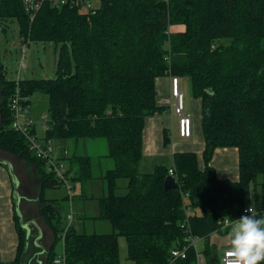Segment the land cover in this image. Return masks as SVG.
<instances>
[{
    "label": "trees",
    "instance_id": "16d2710c",
    "mask_svg": "<svg viewBox=\"0 0 264 264\" xmlns=\"http://www.w3.org/2000/svg\"><path fill=\"white\" fill-rule=\"evenodd\" d=\"M9 21L24 41L59 44L53 78L19 80L22 96L48 97L49 126L40 139L104 138L113 162L102 175L106 194L98 198L97 216L112 231L71 226L64 238L66 264H120L119 236L134 264H194L192 250L186 258L170 253L183 244L186 220L203 239L207 263L218 264L209 237L227 233L220 220L242 216L251 194L253 207L264 209V0H100L93 8L80 0L59 7L45 0L32 20L21 0H0V38ZM1 57L0 46V152L35 169L40 215L52 234L42 264H53L65 213L61 200L46 199L44 191L63 181L10 126L15 80L5 78ZM169 74L188 78L191 96L201 104L203 149L174 152L172 166L144 173L146 120L165 110L157 79ZM162 138L168 145L165 128ZM217 148L237 150V180L219 177L211 165ZM69 159L73 174L67 169V178L82 184L93 178L91 157ZM170 168L179 182L166 190ZM120 179L126 180L125 194H116ZM184 205L191 209L187 217ZM14 223L9 264H24L27 236L16 212Z\"/></svg>",
    "mask_w": 264,
    "mask_h": 264
},
{
    "label": "rangeland",
    "instance_id": "374dc122",
    "mask_svg": "<svg viewBox=\"0 0 264 264\" xmlns=\"http://www.w3.org/2000/svg\"><path fill=\"white\" fill-rule=\"evenodd\" d=\"M100 0H90L89 7H97L99 6ZM18 26L16 22L9 21L7 23L6 31L1 35L0 38V46H1V52L2 57L1 60L3 62V65L6 69L5 71V78L8 80H15L19 76L21 80L23 79H48L53 78L55 76L56 72V59L58 55V49L59 44H55L51 41L46 42H34V41H28L26 43H23L18 35ZM27 44L25 47V51L22 50L23 45ZM24 60L25 67H22L19 69V64L21 60ZM170 75H168V78ZM166 78L159 77L157 79V90H158V96L162 100L168 98L167 91L164 85ZM170 80V78H169ZM180 83L179 87L183 91L184 95V104H185V112L188 113L191 116L192 120V137L191 138H181L179 135V121L178 116L173 115L169 118V113L162 112L159 118H155L154 116L148 117L146 120L145 128H144V152L142 154V158L139 164V170L144 173H149L154 170V167L156 165H166L171 166L172 165V153L174 151H193L196 153H200V148L197 146L198 137L200 138V141L202 143V132H201V125H200V119L202 116V107L199 102V100L192 98L191 92H190V81L186 77H179ZM30 116L32 117V120L37 125V137L41 138L44 136V129L40 127V122L43 119L41 116L43 114H47L48 109V97L46 94H43L41 92H34L30 97ZM166 110L168 111V108L166 107ZM37 114V115H34ZM157 115V114H156ZM35 118V119H33ZM160 119V120H158ZM155 120V121H154ZM163 126L167 127L170 130L171 136L170 141L168 145L164 146L162 144V129ZM68 139H57V140H69ZM81 140L86 138H80ZM52 142L56 139H51ZM50 140V142H51ZM79 139H73L74 141ZM88 142V153L92 156V170L95 173L96 170L94 169V166H97V163H94L95 161L100 160L102 164H105V166L110 168L113 165V162L111 159L107 158L104 159L101 156L104 154H107L108 147L106 140L104 138H94L87 140ZM159 142L161 144V150L159 147ZM195 143V144H194ZM192 147V149H189ZM80 149V145H79ZM79 149L77 151V154H79ZM234 149V148H232ZM229 151V152H228ZM232 151V150H231ZM230 150H224L223 152H217L216 156L214 157L215 164H219L220 156L224 155L223 157L227 158V161L230 162V167L234 166L236 168V154ZM3 153V152H1ZM71 154V153H70ZM54 161H59L61 165L64 167L68 166L67 160L64 159V157L56 156V153L54 151ZM106 160V161H104ZM231 167V168H232ZM67 170V168H66ZM9 173V179H10V186L13 190L12 193V206L13 210L16 211L17 214L21 217V207L19 203V198L17 201V196L15 195V187H14V176L17 178V181L19 182L18 176L14 173L13 175L8 171ZM227 176H230V179L237 180L238 175L237 172L234 175H231L230 172L227 173ZM70 180V179H69ZM87 182V181H86ZM125 183V186L123 184ZM69 185L74 186L71 192V195L75 197L76 194L80 192V186H82V183L70 180ZM17 195L19 196V185L17 186ZM59 190V192H67L66 188L64 186H60L59 188L55 189ZM127 192L126 189V180L120 179L118 181V188L116 190V194H125ZM258 192V191H257ZM44 196L48 197L50 196V193L48 192V189L44 191ZM253 194L250 195V197L247 200V206L251 205L253 206ZM61 200L62 208V214L66 213L67 205L65 200ZM31 209L32 211L39 212L34 203H31ZM108 223V222H107ZM233 222H230L229 227L226 229L227 234L224 235V241L216 245V253L217 255L221 254V251L223 249L229 248L230 246V237L228 236V232L230 231L231 224ZM73 226L77 227L78 230L80 228L77 224V219L73 220ZM98 231L101 232L103 229L101 228V224H94V229L89 227H86L85 232L89 233L92 231ZM83 231V230H80ZM28 232H30V235H26L28 240H32L39 234H41V230L39 225L37 223L33 224L32 227L28 229ZM220 234H217L218 236ZM44 236V235H43ZM52 240V237H51ZM37 240H35L36 242ZM31 242V241H30ZM37 245V243H35ZM61 240L56 244L55 251L57 254L61 253ZM118 254L119 259H124L125 256L127 257V242L124 236L118 237ZM129 263L134 264L131 260H128ZM0 264H9V262L1 261Z\"/></svg>",
    "mask_w": 264,
    "mask_h": 264
},
{
    "label": "crops",
    "instance_id": "0c3cea01",
    "mask_svg": "<svg viewBox=\"0 0 264 264\" xmlns=\"http://www.w3.org/2000/svg\"><path fill=\"white\" fill-rule=\"evenodd\" d=\"M165 78L166 80L164 82V85L167 91V96L169 97L170 80L167 76ZM163 106L165 107L164 108L165 110L163 112H165V114L169 113V118L172 117L170 116L169 109L168 111L166 110L167 106L166 105H163ZM30 107H31V103L29 99V104H28V116L29 117H31ZM34 115H37V114H34ZM160 115L161 114L159 113L157 115H154V117L159 118ZM164 128L168 130V136L170 139V136H171L170 130L167 127L163 126V129ZM32 130H33V133L37 136V131H36L37 125L35 123L33 125ZM191 137H192V134L189 138ZM87 140L88 139H83V140L79 139V140L74 141V143H73V139H69V140H57L56 139L53 142L51 140V145L56 155H58L59 157H64V159L67 160V163H68V166L66 167L67 169L72 168L71 175L73 174V167H72L73 162H71L69 158L72 157L73 154L92 157L87 152L88 151V143H87L88 141ZM144 144H145V141L143 137V152L145 150ZM162 144H163V141H162ZM79 145H80V149H79ZM197 146L201 149L200 150V153H201L203 149V139L201 143L200 138L198 137ZM158 148L160 149V151H162L160 142H159ZM78 149H79V154H77ZM189 149H192V147H190ZM224 150H230V151L234 150L233 152L236 154L235 156H236V163H237V150L235 148L234 149L217 148L211 160V165L216 169L219 177L229 178L230 176H227L228 172H230L231 175H234L237 172V175H238L237 165H236V168L234 166L233 167L231 166L232 167L231 168L230 162L227 161V158L223 157L224 155L220 156L219 164L218 165L215 164L214 157L216 156L217 152H220V151L223 152ZM174 152H179V151H174ZM173 153H172V163H173ZM106 155L107 154H104L101 157L104 159H107L108 157ZM0 159L9 162L12 167L13 174L15 173L16 176H18L19 178L18 185L20 189H19L18 198H19V203L21 207L20 208L21 209L20 218H21V222L25 225V227L23 228L25 229V231H27V235L28 234L30 235V232H28V229L32 227L33 224L35 223L39 225L40 230H41L40 232L41 234H39L32 240H28L27 238V245L25 248V256H24V264H42L43 255L45 254L44 253L45 248H47L52 242L51 240L52 234H51L50 229L45 224L44 220L42 219L40 215V205L41 204L38 199L39 179L36 175L34 167L26 164L23 160H21L17 156L0 152ZM91 161H92V158H91ZM94 163H97V166H94V169L96 170V172L94 173L92 171L93 178L89 179L87 182L82 184V186H80V192L76 194L75 197H73V199L71 200V208L74 211V214H75L74 219H77V224L80 230L85 231L86 227H89V226L90 228L92 226V228L94 229V224H101V228L103 229V231L98 232V231L93 230L92 232L108 233L112 231L111 225L107 223V221L97 218V216L99 214L98 198L106 194L105 182L102 179V175L107 169H109V167L108 165L106 167L105 164H102L100 160L98 161L94 160ZM8 171L9 169L7 165L0 163V260L6 261V262H10L14 258L16 241H17L15 223H14V214L16 211L13 210V206H12L13 190L10 186V179H9ZM123 186H125V183L123 184ZM73 187L74 186H72V188ZM55 189L57 188L48 189L50 196L48 197L44 196V197L46 199H63L64 197L67 196V192H59V190H55ZM65 202H66L67 209H68L70 202L68 199H66ZM31 203H34V205L36 206L39 212L35 213L36 209L35 211H32ZM75 228L78 230L76 226ZM216 235L217 234L213 233L209 237V243L214 245L215 248L217 244L224 241L225 234H222V235L220 234L218 236ZM35 240L37 241L35 242ZM35 243H37V245ZM202 246H203V240L200 243V247ZM128 260L129 259H127V257L125 256L124 259L122 260L120 259V264H131L129 263Z\"/></svg>",
    "mask_w": 264,
    "mask_h": 264
},
{
    "label": "built area",
    "instance_id": "2783aa9c",
    "mask_svg": "<svg viewBox=\"0 0 264 264\" xmlns=\"http://www.w3.org/2000/svg\"><path fill=\"white\" fill-rule=\"evenodd\" d=\"M45 0H21L22 5L24 8L29 12V17L32 20L35 16V13L41 7V4ZM52 6L59 7L64 4L74 3L79 0H48ZM84 1L87 8L89 7L90 0H80ZM94 13V11H92ZM23 43L28 41H24L21 38ZM27 44L23 45L22 50L25 51V47ZM25 62L22 59L19 64V69L25 67ZM170 75V95L167 99L160 101L162 105H166L170 111V116L176 115L178 116L179 121V135L181 138H189L192 134V120L191 116L185 112V104H184V95L182 89L179 87V77L169 74ZM19 76V71H18ZM15 79V89L13 95L9 102V109L11 113V128L22 134L27 139V145L29 150H31L37 157L45 160L46 169L48 172L54 174V176L63 181L62 186H64L67 190V199L70 202L69 208L65 213L64 223L62 225L61 231V253L57 254L53 264H66L65 258V251H64V238L67 230L73 226V220L75 218V214L73 209L71 208V200L73 196L71 195L72 186L69 185V178L65 176L66 167L60 164L59 161H54V150L49 141H43L38 138L34 133H32V128L34 125V121L31 117L28 116V105L25 104L26 101L29 100V97L22 96L19 91V80L20 78ZM110 113V110L107 111ZM43 119L41 120L40 124L41 127L44 129H48V117L47 114L42 116ZM168 176H173L175 179V183L178 185V178L174 168H170L168 170ZM187 193H184L183 196H186ZM186 217L191 212L190 208L184 205ZM252 208V211L255 214H264V209L256 210L253 206L248 205L243 209L242 215H250L251 213L247 212L246 210ZM230 220L228 218H223L220 220V228L224 229L230 225ZM187 225L185 229V237L183 239V244L181 247L175 248L171 250V257L173 259L176 258H186L188 256V252L190 250L193 251L194 254V264H208L203 253L202 247H200V243L203 240L202 237L195 235L191 232V229L188 225V221H185ZM232 257L228 254V248H225L222 253L219 255V262L218 264H231Z\"/></svg>",
    "mask_w": 264,
    "mask_h": 264
},
{
    "label": "clouds",
    "instance_id": "9594fccd",
    "mask_svg": "<svg viewBox=\"0 0 264 264\" xmlns=\"http://www.w3.org/2000/svg\"><path fill=\"white\" fill-rule=\"evenodd\" d=\"M250 215H242L230 227L228 254L231 264H261L264 261V216L257 215L252 208Z\"/></svg>",
    "mask_w": 264,
    "mask_h": 264
},
{
    "label": "water",
    "instance_id": "95a60500",
    "mask_svg": "<svg viewBox=\"0 0 264 264\" xmlns=\"http://www.w3.org/2000/svg\"><path fill=\"white\" fill-rule=\"evenodd\" d=\"M0 163H3V164H6L8 169H9V172L13 175V172H12V167L10 165L9 162L5 161V160H1L0 159ZM14 176V175H13ZM17 186H18V181H17V178L14 176V187H15V195L17 196V201H18V195H17ZM163 186L166 190H169V189H176L178 187V185L175 183V179L173 176H167L165 179H164V182H163ZM19 216V214H17ZM20 217V216H19ZM20 222H21V218H20ZM21 225L22 227H25V225L21 222ZM27 236V235H26Z\"/></svg>",
    "mask_w": 264,
    "mask_h": 264
},
{
    "label": "bare ground",
    "instance_id": "6f19581e",
    "mask_svg": "<svg viewBox=\"0 0 264 264\" xmlns=\"http://www.w3.org/2000/svg\"><path fill=\"white\" fill-rule=\"evenodd\" d=\"M56 156H58V155H56ZM54 175V174H53ZM56 178V177H55ZM71 180V179H70ZM70 180H68V182L70 181Z\"/></svg>",
    "mask_w": 264,
    "mask_h": 264
}]
</instances>
